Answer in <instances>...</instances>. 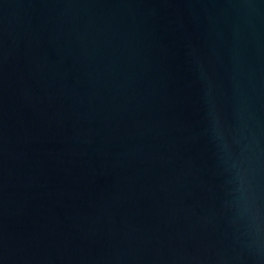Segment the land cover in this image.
<instances>
[{
  "label": "water",
  "instance_id": "water-1",
  "mask_svg": "<svg viewBox=\"0 0 264 264\" xmlns=\"http://www.w3.org/2000/svg\"><path fill=\"white\" fill-rule=\"evenodd\" d=\"M0 264H264V0H0Z\"/></svg>",
  "mask_w": 264,
  "mask_h": 264
}]
</instances>
